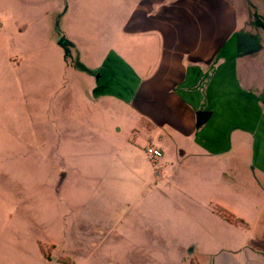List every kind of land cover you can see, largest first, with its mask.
Segmentation results:
<instances>
[{
    "label": "rangeland",
    "instance_id": "rangeland-1",
    "mask_svg": "<svg viewBox=\"0 0 264 264\" xmlns=\"http://www.w3.org/2000/svg\"><path fill=\"white\" fill-rule=\"evenodd\" d=\"M59 1H65L64 11L66 1H110L112 32L105 49L97 36L80 38L76 50L53 20ZM136 1L0 0V264L255 261L250 250L264 238V213L253 207L264 204V197L243 193L242 203L228 211L223 206L230 203L214 191L213 179L201 191L198 178L204 170L228 179L259 176L253 165L248 173L236 172L239 159L255 156L253 133L236 129L246 148L207 156L199 127L183 132L164 125L151 133L133 105L113 95L109 127L105 135L97 133L95 149L86 144L93 135L90 141L78 135L77 123L87 117L80 114L84 107L73 106V89L97 78L95 63L114 53L136 76L155 70L152 49L122 32L134 30L127 21L136 16ZM203 1L224 29L221 56L233 60L242 89L264 108V28L258 24L264 0ZM150 147L161 148L164 158L151 161ZM148 171L154 184L157 175L161 179L154 194H148Z\"/></svg>",
    "mask_w": 264,
    "mask_h": 264
},
{
    "label": "crops",
    "instance_id": "crops-1",
    "mask_svg": "<svg viewBox=\"0 0 264 264\" xmlns=\"http://www.w3.org/2000/svg\"><path fill=\"white\" fill-rule=\"evenodd\" d=\"M64 2H57L52 9L53 20L57 17L58 28L64 37L77 50L80 38L98 36L104 44L101 50L105 49L112 32V19L107 16L110 1H66L65 11ZM98 6L100 9L97 11ZM133 7L136 16H129L127 23L133 25L134 30L122 32L141 39L144 49H152L156 55L155 70L153 74L149 70L136 76L122 56L114 53L95 63L92 68L99 72L97 78L87 77L73 89V106L84 107L80 114L87 117V121L77 123L78 135H84V141H90L88 135H93L94 141L86 144L89 145L88 149H95L93 143L97 133H107L113 95L133 105L135 116H139L142 122L147 120L149 128H152L151 133L154 128L164 125L183 132L186 128L193 130L196 112L206 111L209 114L205 121L197 126L200 128L199 143L204 153L217 156L233 146L235 149L246 148L247 141H241L234 131L242 129L251 132L255 139V156L252 161L239 159L240 166L236 172L237 175L241 171L248 173L253 165V173L258 171L259 176L253 174L243 176L244 179H228L224 172L209 174L204 170L198 177L201 191L206 190L207 180L213 179L214 191L230 203L223 206L228 211L242 203L243 193L264 197V108L256 95L242 89L234 76L233 60L221 56L224 29H219L214 16H210L209 1L138 0ZM53 20L50 19L52 24ZM96 27L100 28L99 32L94 31ZM70 37L76 40L72 41ZM84 65L91 67L88 63ZM128 86H132V89H128ZM70 133L76 135L75 131ZM58 143L63 144L61 138ZM75 145L78 146L77 143ZM161 152L162 157L158 160L164 158L163 150ZM88 162L91 164L90 158ZM149 171L146 176L148 182L152 178ZM156 178V184L152 178L153 185L148 194H154L156 185L161 182L158 175ZM253 209L263 214L264 204ZM253 242L255 248L250 250V259L255 261L252 263L264 264V238Z\"/></svg>",
    "mask_w": 264,
    "mask_h": 264
},
{
    "label": "built area",
    "instance_id": "built-area-1",
    "mask_svg": "<svg viewBox=\"0 0 264 264\" xmlns=\"http://www.w3.org/2000/svg\"><path fill=\"white\" fill-rule=\"evenodd\" d=\"M147 155L151 161H156L162 157V152L156 148H148Z\"/></svg>",
    "mask_w": 264,
    "mask_h": 264
},
{
    "label": "water",
    "instance_id": "water-1",
    "mask_svg": "<svg viewBox=\"0 0 264 264\" xmlns=\"http://www.w3.org/2000/svg\"><path fill=\"white\" fill-rule=\"evenodd\" d=\"M209 113L206 111H197L196 112V126H200L206 119V116Z\"/></svg>",
    "mask_w": 264,
    "mask_h": 264
},
{
    "label": "trees",
    "instance_id": "trees-1",
    "mask_svg": "<svg viewBox=\"0 0 264 264\" xmlns=\"http://www.w3.org/2000/svg\"><path fill=\"white\" fill-rule=\"evenodd\" d=\"M258 24L261 26V27H263L264 28V20H260L259 22H258ZM233 222H236V223H239L240 221H238V220H232Z\"/></svg>",
    "mask_w": 264,
    "mask_h": 264
}]
</instances>
